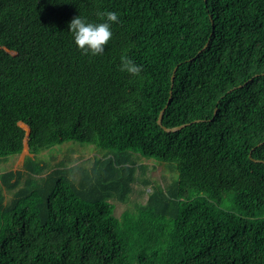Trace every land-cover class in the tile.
Wrapping results in <instances>:
<instances>
[{
    "label": "trees",
    "instance_id": "obj_1",
    "mask_svg": "<svg viewBox=\"0 0 264 264\" xmlns=\"http://www.w3.org/2000/svg\"><path fill=\"white\" fill-rule=\"evenodd\" d=\"M108 10L113 37L84 52L70 20ZM169 99L163 125L191 123L175 132ZM26 139L1 174L0 264H264V0H0V161ZM70 140L107 154L46 171ZM136 155L179 177L118 217Z\"/></svg>",
    "mask_w": 264,
    "mask_h": 264
},
{
    "label": "rangeland",
    "instance_id": "obj_2",
    "mask_svg": "<svg viewBox=\"0 0 264 264\" xmlns=\"http://www.w3.org/2000/svg\"><path fill=\"white\" fill-rule=\"evenodd\" d=\"M22 126L28 132L29 128H27V125L24 124ZM106 154V150L96 145L70 140L44 150L38 156V159L41 165H46V171L60 165L69 168L73 165H84L86 168H91L96 159L102 158ZM27 155L28 147L26 139L25 148L21 154L10 155L5 160L0 161V188L4 189L7 202L11 201L13 192L3 187L1 174L10 170L21 169ZM136 161L138 165L146 166V169L144 171L139 170L138 179L133 184L132 192L127 201H120L116 198L112 199V202L116 206L115 213L118 217H121L126 211H137L140 205L146 204L149 192L152 191L154 184L160 183L166 186L179 177L178 171L172 163L147 159L141 155H136ZM226 205L228 206L229 202Z\"/></svg>",
    "mask_w": 264,
    "mask_h": 264
},
{
    "label": "clouds",
    "instance_id": "obj_3",
    "mask_svg": "<svg viewBox=\"0 0 264 264\" xmlns=\"http://www.w3.org/2000/svg\"><path fill=\"white\" fill-rule=\"evenodd\" d=\"M106 17L100 21H90L88 17L76 15L69 22V31L72 33L76 45L84 52L98 55L105 50V46L113 37V22H119L116 11H102L98 13ZM121 70L133 75H139L142 71L141 65L136 63L128 55L121 57Z\"/></svg>",
    "mask_w": 264,
    "mask_h": 264
},
{
    "label": "water",
    "instance_id": "obj_4",
    "mask_svg": "<svg viewBox=\"0 0 264 264\" xmlns=\"http://www.w3.org/2000/svg\"><path fill=\"white\" fill-rule=\"evenodd\" d=\"M206 47H207V45L204 47V49H205ZM176 70H177V67L175 68L174 73H173V75H172V87H173V85H174V80H175V73H176ZM242 86H243V85H239V87H242ZM229 92H230V91H229ZM171 93H172V91H171ZM170 99H171V97H170ZM170 99H169L167 105L165 106V108L162 109V111H161V113H160V116H159V119H158V124L161 125V126L165 129V131H168V132H175V131H178V130L182 129L183 127H185V126H187L188 124H191V123L182 124V125H178V126H174V127H167V126H164V125H163V116H164V113H165L166 108H167V107L169 106V104H170ZM215 113H217V109H216ZM197 121H200V120H197ZM260 144H263V143H260Z\"/></svg>",
    "mask_w": 264,
    "mask_h": 264
}]
</instances>
